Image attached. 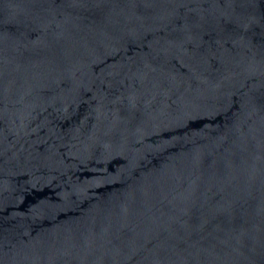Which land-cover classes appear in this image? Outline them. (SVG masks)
<instances>
[{
    "label": "water",
    "instance_id": "water-1",
    "mask_svg": "<svg viewBox=\"0 0 264 264\" xmlns=\"http://www.w3.org/2000/svg\"><path fill=\"white\" fill-rule=\"evenodd\" d=\"M0 264H264V0H0Z\"/></svg>",
    "mask_w": 264,
    "mask_h": 264
}]
</instances>
